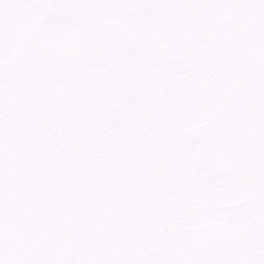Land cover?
Here are the masks:
<instances>
[{
	"label": "snow or ice",
	"instance_id": "1",
	"mask_svg": "<svg viewBox=\"0 0 264 264\" xmlns=\"http://www.w3.org/2000/svg\"><path fill=\"white\" fill-rule=\"evenodd\" d=\"M0 264H264V0H0Z\"/></svg>",
	"mask_w": 264,
	"mask_h": 264
}]
</instances>
